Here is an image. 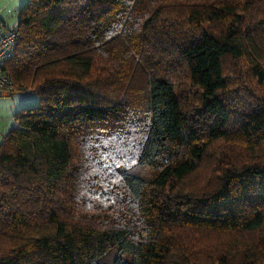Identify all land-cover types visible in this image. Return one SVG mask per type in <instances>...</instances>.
I'll return each instance as SVG.
<instances>
[{"label":"trees","instance_id":"16d2710c","mask_svg":"<svg viewBox=\"0 0 264 264\" xmlns=\"http://www.w3.org/2000/svg\"><path fill=\"white\" fill-rule=\"evenodd\" d=\"M12 27L8 95L39 101L0 140V264H264V0H25Z\"/></svg>","mask_w":264,"mask_h":264},{"label":"rangeland","instance_id":"374dc122","mask_svg":"<svg viewBox=\"0 0 264 264\" xmlns=\"http://www.w3.org/2000/svg\"><path fill=\"white\" fill-rule=\"evenodd\" d=\"M24 1L25 0H0V18L7 26L16 25L17 12ZM175 72L177 75L174 79L179 85L186 103L190 104L192 107H196L197 101H195L193 94L194 89H191L183 73H180L179 70H175ZM239 72L240 74L242 72V77L237 75ZM239 72L233 76L235 80L241 78L242 84H240L239 87H243V91L247 93L260 95L261 92H258V87L255 84H252L248 75L243 72V68H240ZM235 94L237 95L238 93L236 92ZM38 101L39 95L34 91H16L11 95L0 96V140L2 134H5L8 129L14 126L13 116L16 112L23 107L36 105ZM200 174L201 173L189 177L186 180L187 183H197L200 180Z\"/></svg>","mask_w":264,"mask_h":264},{"label":"built area","instance_id":"2783aa9c","mask_svg":"<svg viewBox=\"0 0 264 264\" xmlns=\"http://www.w3.org/2000/svg\"><path fill=\"white\" fill-rule=\"evenodd\" d=\"M18 38V32L12 26H6L0 20V94L8 95L11 90V80L4 71L6 61L13 55Z\"/></svg>","mask_w":264,"mask_h":264},{"label":"crops","instance_id":"0c3cea01","mask_svg":"<svg viewBox=\"0 0 264 264\" xmlns=\"http://www.w3.org/2000/svg\"><path fill=\"white\" fill-rule=\"evenodd\" d=\"M4 134H2V136H3ZM2 136H1V138H2Z\"/></svg>","mask_w":264,"mask_h":264}]
</instances>
